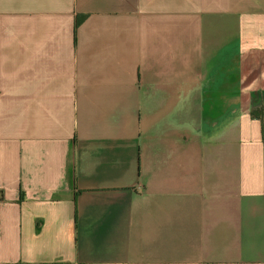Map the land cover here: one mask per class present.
<instances>
[{"label":"crops","instance_id":"obj_1","mask_svg":"<svg viewBox=\"0 0 264 264\" xmlns=\"http://www.w3.org/2000/svg\"><path fill=\"white\" fill-rule=\"evenodd\" d=\"M0 197V264H264V0H0Z\"/></svg>","mask_w":264,"mask_h":264},{"label":"trees","instance_id":"obj_2","mask_svg":"<svg viewBox=\"0 0 264 264\" xmlns=\"http://www.w3.org/2000/svg\"><path fill=\"white\" fill-rule=\"evenodd\" d=\"M80 20H81V18L77 20L76 27L79 25ZM252 117L261 120L262 119V113L261 112H257V113L256 112H252Z\"/></svg>","mask_w":264,"mask_h":264}]
</instances>
